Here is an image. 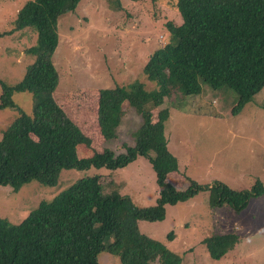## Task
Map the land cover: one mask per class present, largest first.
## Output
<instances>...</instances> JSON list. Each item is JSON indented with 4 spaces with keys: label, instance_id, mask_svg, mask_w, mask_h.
Here are the masks:
<instances>
[{
    "label": "trees",
    "instance_id": "obj_1",
    "mask_svg": "<svg viewBox=\"0 0 264 264\" xmlns=\"http://www.w3.org/2000/svg\"><path fill=\"white\" fill-rule=\"evenodd\" d=\"M79 2L27 0L17 11L13 28L0 33L33 28L37 35L35 44L25 50L33 62L24 77L10 86L0 79V109L17 112L0 136V185L18 190L35 180L55 186L64 169H116L143 156L157 176L158 200L137 207L127 196L103 191L97 175L77 179L50 201H40L21 222L0 218V264H99L102 251L120 264H181L180 255L138 226L142 220H162L165 205L185 202L205 189L191 179L185 190L164 186L160 164L164 161L172 170L177 164L164 135L170 113L163 103L171 96L200 95L203 85L213 92L222 86L233 89L238 101L232 114L252 100L264 86V0H176L181 23H168V42L155 49L142 68L152 88L133 80L97 91L102 138H115L126 110L133 108L141 118L135 145L122 144L120 153L103 148L77 157L89 140L52 96L57 72L51 57L58 44V20ZM22 90L32 95L31 114L13 101V93ZM150 149L157 152L153 158ZM262 194L264 185L258 179L246 190L215 181L208 188L209 207L225 204L239 212L250 198ZM238 241L236 233L227 232L209 235L202 243L211 259L220 260Z\"/></svg>",
    "mask_w": 264,
    "mask_h": 264
},
{
    "label": "rangeland",
    "instance_id": "obj_2",
    "mask_svg": "<svg viewBox=\"0 0 264 264\" xmlns=\"http://www.w3.org/2000/svg\"><path fill=\"white\" fill-rule=\"evenodd\" d=\"M25 1L0 0V33L13 28ZM168 23H181L176 0H80L74 11L58 20V44L51 57L57 72L52 96L89 140L77 157L103 148L120 153L122 144L135 145L141 118L133 108L126 110L115 138H102L96 118L97 91L133 80L152 88L142 68L149 55L168 42ZM7 33L0 36V79L10 86L24 77L33 62L25 50L35 44L37 35L33 28ZM202 87L200 95L171 96L164 101L170 113L164 135L177 167L172 170L162 161L159 169L164 171L165 187L185 190L191 179L205 189L185 202L165 205L160 221H139V230L180 255L181 264H264V194L250 198L239 212L225 204L210 208L208 199V188L215 181L237 190L250 189L257 179L264 185V86L235 114L231 111L238 96L233 89L222 86L213 92ZM12 98L31 114L30 92H15ZM16 115L15 110L0 109V136ZM148 154L153 158L157 152L150 149ZM92 175L99 177L103 191L127 196L137 207L152 206L158 200L152 163L137 156L116 169H64L55 186L35 180L18 190L0 185V218L17 224L40 201H50L77 179ZM227 232L236 233L238 243L220 260L211 259L202 240ZM97 258L99 264H120L107 251Z\"/></svg>",
    "mask_w": 264,
    "mask_h": 264
}]
</instances>
